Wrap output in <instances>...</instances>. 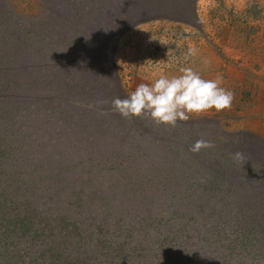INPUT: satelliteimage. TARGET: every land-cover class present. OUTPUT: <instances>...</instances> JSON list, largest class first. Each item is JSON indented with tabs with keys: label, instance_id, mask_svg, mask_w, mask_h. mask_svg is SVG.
Masks as SVG:
<instances>
[{
	"label": "rangeland",
	"instance_id": "rangeland-1",
	"mask_svg": "<svg viewBox=\"0 0 264 264\" xmlns=\"http://www.w3.org/2000/svg\"><path fill=\"white\" fill-rule=\"evenodd\" d=\"M130 3L126 9L122 6L106 13L87 0L86 9L81 11L76 5L72 15L80 10L78 15L86 23L83 26L97 39L103 38L102 32L106 34L111 70L107 85L117 92L107 101L100 84H95L88 87L92 98L87 99L99 108V118L108 115L115 123L129 124L131 120L144 125L147 148L137 151L142 158L129 156L124 162L108 151L96 153L94 145L91 148L94 141L90 147H62L59 138L47 139L49 128L44 125L45 140L30 137L29 128L36 126L38 119L24 111L29 98H21V88L14 86L7 99L0 97V108L8 101L6 112L0 116V127L7 135L5 145L11 142V135L17 141V156L36 155L48 172L39 178V168L34 164L22 167L18 163L23 185L42 188L37 196L43 213L35 224L30 221L32 225L7 235L62 233L54 227L57 212L62 213L56 208V194L62 192L63 198H70L66 202L75 198L97 201L93 205L99 208L105 223L102 229L107 226L109 230L111 247L102 248L94 240L92 261L89 253L85 264H264V193L260 194L255 182L243 190L238 184L234 189L222 185L208 188L202 175L203 162L189 151L197 139L203 138L227 151L239 150L245 161L247 154L264 160V0ZM60 4L58 0H0V10L13 27L17 42L24 31H28L27 37L32 31H50L59 22V11L71 16L66 8H58ZM130 11L136 14L135 19L127 18ZM134 20L137 22L130 24ZM66 26L76 34L85 31L74 24ZM191 47L197 50L196 55L186 61ZM16 52L20 53L19 48ZM185 66L204 78L222 77V86L234 94L232 107L191 116L167 131L147 117L122 118L111 107L114 98H126L139 81L151 83L161 73L178 75ZM98 68L95 77L104 78L108 69L101 62ZM98 154L102 156L96 160L89 158ZM213 187L216 190L212 191ZM115 191L122 195L118 205L112 202ZM231 194L236 197L228 201ZM244 200L250 204L241 212L238 209ZM252 211L257 213L255 222L248 214ZM70 214L68 218L79 223L81 232H93L99 225L88 214ZM5 235L0 232V264H50V254H24L21 250L25 248ZM40 245L48 243L42 241Z\"/></svg>",
	"mask_w": 264,
	"mask_h": 264
},
{
	"label": "trees",
	"instance_id": "trees-1",
	"mask_svg": "<svg viewBox=\"0 0 264 264\" xmlns=\"http://www.w3.org/2000/svg\"><path fill=\"white\" fill-rule=\"evenodd\" d=\"M58 1L62 3L58 8H66L71 16L66 17L59 11L60 13H57L59 22L54 27H50L53 28L52 30L49 28L50 31H42L38 34L32 31L30 37H27L28 31H24L22 34L24 37L21 36L22 38L17 42L13 39V27L7 23L8 19L3 16L0 10V88L4 91L0 97L7 99L9 94L14 92V86L21 88V98H29V101L24 104L26 106L24 111L32 112V115L38 119L36 126L29 128L30 137H34L36 140H45V136L42 135L44 129L42 130L41 127L44 125V128L46 126L49 128L47 139L59 138L62 147L69 149H74L77 146L90 147L94 141L91 148L94 145L96 153L108 151V154L118 155L124 162L128 161L125 157L129 156L132 159L135 157L140 160L142 156L137 154V151L139 149L144 151L147 148V141L143 136L146 133L144 125L131 120L129 124L126 122L115 123L108 115H101L99 118L96 112L99 111V108L87 99L91 97L88 94V90L90 91L88 87L95 84H100L99 87H102L103 94H105L104 98L107 101L117 93L115 89L112 90L107 85L111 70L110 53L106 51L107 48L105 47L107 44L106 34L102 32L103 38L97 39L95 35H92L95 33L90 34L87 27L83 26L86 23L83 22L84 17L78 15L80 10L77 15H72L76 5L80 6L81 11L86 9L87 0ZM89 1L97 10L100 7L104 8H100V11L106 13L107 11L108 13L115 11L122 6L126 9V5L133 2V0L130 2H127L128 0ZM129 7L132 9V6ZM90 8L92 6H89ZM130 12L131 15L127 18L133 19L136 14ZM3 18L5 19L2 20ZM135 22L137 21H131L130 24H135ZM67 23L83 27L85 31L76 34L74 30L69 29L71 26H66ZM107 36L110 35L107 34ZM107 41L109 42V40ZM17 47L19 54L16 52ZM100 62L108 69V74L104 78L95 77L96 72H100L98 68ZM6 104L0 108V116L6 112L4 109ZM28 121L26 120L25 123L27 124ZM51 121L52 123H50ZM9 125L13 127L14 123L11 122ZM146 126L148 127V125ZM160 127L161 130H168L166 129L168 127ZM26 129H28L27 125ZM3 131L0 127L1 234H6L5 236L11 238L13 242L22 245L25 248L21 250L24 254L30 252L50 254L48 258L50 264H54L55 261H59L58 264H85L86 255L89 253L91 255L89 261H92V255L95 251L94 240L98 241L102 248L109 249L112 243L109 241L108 227L105 226L103 231L102 226L105 223H103L99 208L93 205H96L97 201L87 200L84 202L82 198L77 200L75 198L74 201L66 202L70 198L68 196L63 198L62 192L56 194L59 198V201L55 199L57 201L56 208H61L62 213L57 212L58 222L54 224V227H59L62 233H58L59 235H52V233L48 235H7L14 233L19 228L25 229L24 227L32 225L30 221L35 224L39 221L38 218L42 212L39 202L41 199L38 200L39 196H37L42 192V188L23 185L18 163H21L22 167H27L31 163V165L34 164L39 168L37 172L39 178H43L42 176L48 172V169H43L36 155L17 156L14 149L17 141L9 135L11 142H6L7 145H5L4 136L7 135ZM214 145L215 147L212 149L201 150L196 153L205 166L202 168V170L204 169L202 175L205 177L208 188L209 186L222 185L223 188L228 186L234 189L238 184V187L243 190L247 184L255 182L260 194L264 193V160L256 159L253 155L247 154L249 158L244 164L234 162L230 154L239 150L232 149L230 152L217 143ZM106 147H108L107 150H105ZM124 151H128V153L125 154ZM100 154L89 158L96 160L102 156ZM215 187L210 190H216L217 187ZM55 190L57 189L55 188ZM119 196L120 193L115 191L112 202L118 205L122 195L120 198ZM231 197L236 196L231 194L226 199L230 201ZM254 198L258 199L257 196ZM230 204L234 205L236 202L231 201ZM249 204L245 200L242 201L238 210L244 212L243 210L246 209L244 205ZM22 209L24 212L21 214ZM76 210L78 214H88L89 219L98 221L99 225L94 228L93 232H81L79 223L68 218L71 215L70 212L72 214L75 212L78 216ZM25 212L27 213L25 214ZM250 213L251 217H254L253 221H257L256 211L248 212V214ZM20 215L23 216L19 217ZM30 218L31 220H29ZM261 218L264 219V215ZM42 241H46L48 245H40ZM107 255L104 256L107 257Z\"/></svg>",
	"mask_w": 264,
	"mask_h": 264
},
{
	"label": "clouds",
	"instance_id": "clouds-1",
	"mask_svg": "<svg viewBox=\"0 0 264 264\" xmlns=\"http://www.w3.org/2000/svg\"><path fill=\"white\" fill-rule=\"evenodd\" d=\"M191 47L187 61L196 55ZM223 85V78H204L190 66L181 67L178 75L161 73L151 83H139L126 98L116 97L111 107L125 119L147 117L158 126L176 128L177 122H187L210 110L222 112L232 107L234 94ZM215 145L206 139H197L189 151L198 153ZM234 162L245 163L242 152L231 153Z\"/></svg>",
	"mask_w": 264,
	"mask_h": 264
},
{
	"label": "crops",
	"instance_id": "crops-1",
	"mask_svg": "<svg viewBox=\"0 0 264 264\" xmlns=\"http://www.w3.org/2000/svg\"><path fill=\"white\" fill-rule=\"evenodd\" d=\"M252 42H255V41H252ZM169 76H172V75H169ZM140 83H142L141 81H139ZM139 84V83H138Z\"/></svg>",
	"mask_w": 264,
	"mask_h": 264
}]
</instances>
